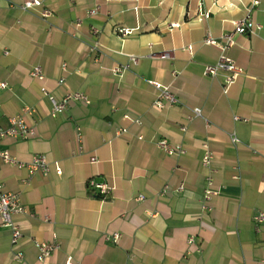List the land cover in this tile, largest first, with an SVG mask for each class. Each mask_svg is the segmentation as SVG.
I'll use <instances>...</instances> for the list:
<instances>
[{"label":"crops","instance_id":"0c3cea01","mask_svg":"<svg viewBox=\"0 0 264 264\" xmlns=\"http://www.w3.org/2000/svg\"><path fill=\"white\" fill-rule=\"evenodd\" d=\"M24 1L0 0V125L29 107L35 134L1 144L22 163L45 155L51 169L29 176L0 159V183L27 211L14 216L23 234L16 246L0 225V264H264V221H255L264 213V0L253 8L252 0H40L30 9ZM249 8L261 28L234 34L225 53L244 73L225 86L227 71L204 68ZM119 27L134 32L122 37ZM95 40L100 49L91 52ZM164 52L168 59L149 56ZM130 55L138 64L116 75ZM37 65L43 80L30 76ZM150 81L178 102L154 106ZM43 87L90 102L72 101L52 117ZM161 139L185 152L167 154ZM91 181L106 184L107 196L89 194ZM35 242L58 249L41 261Z\"/></svg>","mask_w":264,"mask_h":264},{"label":"built area","instance_id":"2783aa9c","mask_svg":"<svg viewBox=\"0 0 264 264\" xmlns=\"http://www.w3.org/2000/svg\"><path fill=\"white\" fill-rule=\"evenodd\" d=\"M260 3V0H252L251 2V8L257 6ZM42 3L40 0H25L23 8L24 9H30L33 7H41ZM251 8H249L245 16H243L240 19H237L233 22V30L226 35L222 37L223 42L220 44L222 53L219 56L218 61L215 64H207L204 68V73L209 76H215L218 71L224 70L227 71V77L225 80V86L231 84L234 82L240 75L244 73L243 68L237 66L235 62L226 55L225 51L229 49L234 44V34L241 33V32H247L248 34H256L261 26L260 24L256 23L252 16H251ZM98 6H93L90 8H87L86 13L90 16L95 15L98 11ZM45 18H48L51 16V11L49 9H43L41 13ZM77 25H80V22H76ZM174 26L175 24H171ZM117 33L122 36H129L133 34L134 29L133 28H127V27H119L117 28ZM206 43L210 44H216L217 42L213 40L212 38L208 37L205 40ZM91 52H98L99 51V43L95 40L93 41L90 46ZM187 49H191V46H188ZM150 57H159L161 59H168L170 56L168 53L164 52L159 55H153L150 54ZM139 57L135 55L129 56V61L125 64L115 66L113 68V72L116 75L122 74L124 71L129 70L132 65H136L139 62ZM65 67V65H63ZM30 76L33 78H36L38 80L44 79V74L42 71V68L37 65L34 66L30 71ZM63 79H59V83H62ZM150 84L154 86L157 92L156 99L154 101V106L157 108H165L167 106H172L178 102L177 98L174 96V94L171 92L170 88L168 86H165L159 82L150 81ZM6 86L5 83H1L0 87L4 88ZM42 92L48 96V99L51 103V110L50 115L52 117H56L59 113L64 112L70 102L81 100L85 103H89L88 97L81 93V92H74V93H68L64 97L57 99L55 96L48 93L46 88H42ZM32 112V109L29 107H25L22 112L19 114L13 115L8 120V125L2 126L0 125V159L7 164L12 165H19L22 167H25L28 169L29 176L35 174L36 172H40L44 175L48 174L51 165L48 162V159L45 155L36 154L33 155L31 160L27 163L19 162L14 156L11 155L9 150L2 147V139L6 137L11 138H22L26 139L29 137H32L35 134V128L32 125H29L25 120V115L30 114ZM194 115L200 116L201 110L199 108L194 109ZM125 117H128L127 115ZM235 119H239L238 116H235ZM135 123L141 125L142 122L139 119L134 120ZM182 130H185V126L181 127ZM81 129L77 128V134L78 138L81 139ZM121 131H124V129H121ZM139 138H142V136H139ZM232 141L237 143L239 140L233 136ZM159 147L164 150L167 154H183L185 152L184 148L180 145L172 146L168 140L161 139L158 142ZM81 149V147H80ZM211 160V153L206 150L205 154L203 156V165L205 167H208ZM91 161L95 162L96 158L93 156L91 157ZM55 171L57 174H61L62 170L61 168L56 164L55 165ZM91 186L98 191L99 194L103 196H107L109 192V187L101 182H90ZM209 184H211V179H209ZM214 195V192L211 188H206L203 197L206 200H210L211 197ZM143 196H140L139 199H142ZM203 209L209 210V206L206 204L202 205ZM27 213L26 209L21 205L20 203V197L19 194L8 192L4 189L3 184L0 183V225L4 227H8L11 230V243L13 246H16L19 241L22 239L23 234L21 227L14 221V216L18 214ZM255 221L257 223H262L264 221V213H261L257 216H255ZM119 238V234L115 233L113 234V239L117 240ZM188 243L192 244L194 243V238H189ZM35 246L38 249V259L39 260H45L48 257H50L57 249L58 244L56 243H45V242H35ZM17 256L21 258L23 256V253L18 251ZM64 264H79L75 263L72 260L68 259Z\"/></svg>","mask_w":264,"mask_h":264},{"label":"trees","instance_id":"16d2710c","mask_svg":"<svg viewBox=\"0 0 264 264\" xmlns=\"http://www.w3.org/2000/svg\"><path fill=\"white\" fill-rule=\"evenodd\" d=\"M89 194L93 195V196H97L102 198L103 196L99 193H95V189L89 184V189H88Z\"/></svg>","mask_w":264,"mask_h":264}]
</instances>
